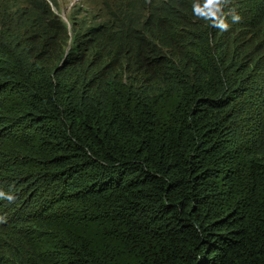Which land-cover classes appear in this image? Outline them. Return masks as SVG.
Masks as SVG:
<instances>
[{"label":"trees","instance_id":"16d2710c","mask_svg":"<svg viewBox=\"0 0 264 264\" xmlns=\"http://www.w3.org/2000/svg\"><path fill=\"white\" fill-rule=\"evenodd\" d=\"M115 1L0 0V264H264V0Z\"/></svg>","mask_w":264,"mask_h":264},{"label":"rangeland","instance_id":"374dc122","mask_svg":"<svg viewBox=\"0 0 264 264\" xmlns=\"http://www.w3.org/2000/svg\"><path fill=\"white\" fill-rule=\"evenodd\" d=\"M21 2V0H18ZM48 3L53 12L59 16L58 18L66 25L69 36H81L87 28L101 25L105 18H108V14L111 12L107 8L101 12L99 6L101 3L109 5L111 10H118L115 0H44ZM119 1V0H117ZM231 3L225 6V10L231 8ZM227 17L232 16L231 12H228ZM226 17V18H227Z\"/></svg>","mask_w":264,"mask_h":264},{"label":"clouds","instance_id":"9594fccd","mask_svg":"<svg viewBox=\"0 0 264 264\" xmlns=\"http://www.w3.org/2000/svg\"><path fill=\"white\" fill-rule=\"evenodd\" d=\"M229 2L230 0H202V3H201L200 0H197V2L193 4V12L199 19L207 22L210 27H215V28L220 29L221 31H226L230 27L229 23L226 20V17L227 15H229V13H225L224 9H225V6L229 4ZM55 16L57 15L55 14ZM239 19L240 17L238 15H235L233 12L232 21L235 23V22H238ZM67 34L69 36L68 29H67ZM69 39L70 41L67 43L68 46L71 45L70 36H69ZM0 199H6L9 202L15 201V197L12 194L6 193L3 190H0Z\"/></svg>","mask_w":264,"mask_h":264}]
</instances>
